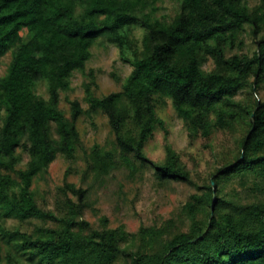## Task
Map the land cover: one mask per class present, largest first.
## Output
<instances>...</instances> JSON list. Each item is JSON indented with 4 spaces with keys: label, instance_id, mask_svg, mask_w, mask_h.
<instances>
[{
    "label": "trees",
    "instance_id": "16d2710c",
    "mask_svg": "<svg viewBox=\"0 0 264 264\" xmlns=\"http://www.w3.org/2000/svg\"><path fill=\"white\" fill-rule=\"evenodd\" d=\"M162 1L0 0V60L12 54L6 75L0 77V236L15 243L14 249L28 260L264 264V202L237 204L221 197L219 189L221 182L238 174L264 178V101L242 105L236 100L245 88L255 90L264 82V35L259 39L264 31V0L253 7L249 0H176L178 10L171 19L157 17ZM136 27L144 31L140 41L133 35ZM247 28L257 39L253 55L227 56V48ZM24 30L29 33L26 39ZM100 39L117 46L133 69L122 92L97 97L88 86L90 109L108 116L126 164L132 165L129 154H133L155 169L159 181H182L197 191L184 205L191 220L189 231L164 238L157 229H141L140 239L149 252L124 247L130 235L122 228L93 229L80 220L87 206L85 191L74 184L65 186L79 202L68 197L62 216L42 208L34 189L58 155L74 158L80 143L77 122L85 111L78 100H71L69 122L59 107L61 93L71 88L75 72L84 71ZM207 57L215 62L211 71L203 69ZM252 77H256L253 85ZM43 81L48 98L36 93ZM159 97L172 100L191 140L210 139L215 130H234L236 125L244 129L240 152L206 185L192 179L170 147L162 164L145 155L156 127L165 125L156 115ZM19 149L29 154L26 168L18 167ZM100 162L101 170L107 171L110 161ZM9 217L36 218L43 224L33 235L11 232L3 223ZM8 255L7 264H13L14 255ZM0 264H4L1 258Z\"/></svg>",
    "mask_w": 264,
    "mask_h": 264
},
{
    "label": "rangeland",
    "instance_id": "374dc122",
    "mask_svg": "<svg viewBox=\"0 0 264 264\" xmlns=\"http://www.w3.org/2000/svg\"><path fill=\"white\" fill-rule=\"evenodd\" d=\"M257 3L258 0H249L250 7ZM158 6L159 18H174L178 10L176 0H163ZM143 33L140 27L133 29L137 41L142 39ZM21 34L24 39L29 37L26 30ZM263 35L264 31L260 33L259 39ZM256 40L247 28L238 35L235 44L227 48V56H252L257 48ZM91 51L92 57L84 71L74 73L71 88L61 93L59 103L69 122H72L70 101L78 100L83 107L85 113L77 122L80 143L73 159L58 155L50 164L48 172L35 182L37 200L45 210L62 216L68 207V197L76 203L79 202L75 193L65 186L67 183L74 184L85 191L84 201L87 206L79 217L80 220L88 222L93 229L122 228L130 235L129 243H124V247L134 252L139 248L149 252L150 249L146 245L143 246L140 239L141 229H157L163 233L164 238L189 231L191 220L184 210V205L197 191L182 181H159L155 169L148 163L136 160L133 154H129L132 165L126 164L108 116L101 110L90 109L86 89L90 86L91 93L97 97L122 92L124 80L133 67L122 60L117 46L104 39L98 40ZM129 57H132L131 54ZM11 60V53L0 60V77L6 75ZM214 68V60L207 57L203 69L211 71ZM255 81L256 77L250 79L252 85ZM36 93L42 98L49 97L45 81L37 84ZM255 99L264 101V82L255 90L250 86L236 96V100L242 105H251ZM155 106L156 115L165 125L156 127L145 147V155L151 161L164 163L170 147L190 172L192 179L203 186L210 182L211 176L218 168L232 161L240 152L239 140L245 133L242 126L236 125L234 130L217 129L210 139L191 140L185 121L178 115L170 98H156ZM1 126L0 120V128ZM53 136L58 139L55 131ZM95 150L98 153H95ZM18 156L21 157L18 167L26 168L30 161L28 152L19 149ZM101 159L110 161L107 171L101 170L98 165ZM219 189L221 197L237 204L264 202V178L259 175H234L221 182ZM200 218L204 219V214ZM3 223L11 232L19 230L32 235L36 234L37 227L43 224L42 220L36 218L19 217H9ZM15 246V243L11 244L8 239L0 236V258L4 264H7L10 258L9 252L14 255L13 264H37L34 260H28L27 255L14 249Z\"/></svg>",
    "mask_w": 264,
    "mask_h": 264
},
{
    "label": "water",
    "instance_id": "95a60500",
    "mask_svg": "<svg viewBox=\"0 0 264 264\" xmlns=\"http://www.w3.org/2000/svg\"><path fill=\"white\" fill-rule=\"evenodd\" d=\"M213 209H214V207H213Z\"/></svg>",
    "mask_w": 264,
    "mask_h": 264
}]
</instances>
